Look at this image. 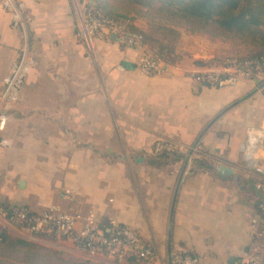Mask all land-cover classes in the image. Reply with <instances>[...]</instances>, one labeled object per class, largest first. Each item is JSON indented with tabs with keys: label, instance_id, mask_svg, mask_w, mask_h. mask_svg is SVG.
<instances>
[{
	"label": "crops",
	"instance_id": "crops-1",
	"mask_svg": "<svg viewBox=\"0 0 264 264\" xmlns=\"http://www.w3.org/2000/svg\"><path fill=\"white\" fill-rule=\"evenodd\" d=\"M13 8L0 6V90L23 50L34 64L0 131V204L30 215L54 206L77 217L76 230L87 220L134 228L157 250V264L178 251L198 264L242 256L257 192L240 145L248 127L264 124V96L253 82L215 87L192 76L250 47L214 37L147 76L136 68L139 53L114 36L89 49L70 0H14ZM159 139L175 151L155 153ZM219 165L232 173L219 175Z\"/></svg>",
	"mask_w": 264,
	"mask_h": 264
},
{
	"label": "built area",
	"instance_id": "built-area-1",
	"mask_svg": "<svg viewBox=\"0 0 264 264\" xmlns=\"http://www.w3.org/2000/svg\"><path fill=\"white\" fill-rule=\"evenodd\" d=\"M70 4L76 35L89 49H92L96 39L108 42L114 36L120 45L139 53L136 68L141 74H160L171 65L147 45L141 33L130 29L126 21L106 16L90 0H70ZM0 6L12 11L14 0H0ZM13 13L16 26L21 20L17 10ZM33 64V56L23 50L20 59L12 65L9 76L4 80V87L0 90V131L6 123V110L15 102L26 70ZM263 68L264 57L229 59L219 70L194 73L192 77L196 82L215 87L231 86L241 80L253 82L254 89L264 96V78L259 77ZM118 69L123 70V67L119 65ZM153 149L158 154H170L175 151V146L168 140L159 139ZM240 151L244 166L256 178L253 187L257 192V215L250 221L247 250L231 264H264V124L246 129ZM76 221V216L54 206L36 215H28L25 209L14 208L8 212L0 207V232L4 231L12 237L54 245L67 242L75 252L90 260L104 258L115 264H157V250L143 239L138 230L114 222L106 228L98 229L90 220L76 230ZM169 263L198 264V261L192 254L178 251L170 257Z\"/></svg>",
	"mask_w": 264,
	"mask_h": 264
},
{
	"label": "trees",
	"instance_id": "trees-1",
	"mask_svg": "<svg viewBox=\"0 0 264 264\" xmlns=\"http://www.w3.org/2000/svg\"><path fill=\"white\" fill-rule=\"evenodd\" d=\"M138 3L145 7L158 3V11L166 13L172 18L182 20L189 24L192 29L210 33L213 37L236 38L247 44L250 49L242 56L229 59H258L264 57V0H126ZM95 7L100 9L106 16L114 20H124L130 29L142 34L144 41L152 48L151 36L144 30L133 25L129 19L118 13H114L104 2L93 0ZM174 33V32H173ZM167 62L172 63L170 51L163 47L155 50ZM227 59V60H229ZM225 60V61H227ZM224 61V62H225ZM202 63V62H198ZM264 68L262 69V74ZM167 155V153H160ZM0 207L11 212L14 207L1 203ZM39 247L30 241L12 237L0 232V264L5 262L7 250H22L24 248ZM40 248V247H39ZM60 255V252H52ZM28 254V253H26ZM31 259L30 255H27ZM74 264H99L86 258H77Z\"/></svg>",
	"mask_w": 264,
	"mask_h": 264
},
{
	"label": "rangeland",
	"instance_id": "rangeland-1",
	"mask_svg": "<svg viewBox=\"0 0 264 264\" xmlns=\"http://www.w3.org/2000/svg\"><path fill=\"white\" fill-rule=\"evenodd\" d=\"M99 1L106 3L114 13L125 16L133 25L149 34L152 38L151 45L153 49L159 50L163 47L170 51L173 59L171 65L180 64L188 54H194L195 56L202 51L203 47H210L209 43H212V41H218L210 33L192 29L186 22L158 11V3L145 7L126 0ZM216 38L223 40L219 37ZM231 40L237 45L240 43L239 41L236 42V39ZM238 46L242 48L240 45ZM246 47L248 48V45ZM32 243L40 248L7 250L5 252V262L2 264H74L77 258H86V256L75 252L68 244ZM52 252H60L61 254L55 255ZM27 255H30L31 259ZM91 261L99 264H115L104 258H95Z\"/></svg>",
	"mask_w": 264,
	"mask_h": 264
},
{
	"label": "water",
	"instance_id": "water-1",
	"mask_svg": "<svg viewBox=\"0 0 264 264\" xmlns=\"http://www.w3.org/2000/svg\"><path fill=\"white\" fill-rule=\"evenodd\" d=\"M90 1L93 2V0H90ZM216 170L218 174L221 176H228L232 173V170L224 165H219ZM28 215L30 214L28 213Z\"/></svg>",
	"mask_w": 264,
	"mask_h": 264
}]
</instances>
